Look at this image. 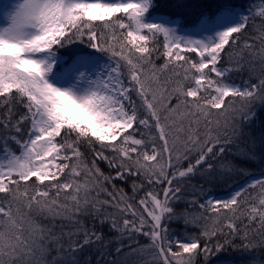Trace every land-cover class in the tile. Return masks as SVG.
I'll return each mask as SVG.
<instances>
[{
    "label": "snow or ice",
    "instance_id": "1",
    "mask_svg": "<svg viewBox=\"0 0 264 264\" xmlns=\"http://www.w3.org/2000/svg\"><path fill=\"white\" fill-rule=\"evenodd\" d=\"M174 6L0 5V264H264V178L227 199L193 183L264 177V0Z\"/></svg>",
    "mask_w": 264,
    "mask_h": 264
},
{
    "label": "trees",
    "instance_id": "2",
    "mask_svg": "<svg viewBox=\"0 0 264 264\" xmlns=\"http://www.w3.org/2000/svg\"><path fill=\"white\" fill-rule=\"evenodd\" d=\"M184 3H196L198 2V0H183ZM206 3H210L211 0H205ZM159 3H161L163 5V7L160 9V11L158 13H154V16H159L161 14L163 15H171L173 17V19H175V15L179 14V15H185L187 14L190 9H185V8H180V7H175L174 5L177 3V0H159ZM234 3H236L238 6L241 4H244L245 7H247L248 4L250 3H259V0H234ZM184 27L187 29L191 30V25L190 24H184ZM99 30V27H98ZM244 40L243 38L241 39V44H243ZM158 44L162 45L163 44V37H159L158 39ZM80 45H84L79 41L74 42L73 45L67 46L66 48H57V54L63 56L65 59H68L70 53L73 52V50L75 49L74 47L80 46ZM151 46V45H150ZM227 48V46H226ZM163 51L162 47H159L158 51L156 53H154V57H159V54ZM229 51H231V49H229ZM236 52H239V47L236 46ZM188 55L192 56L193 58H195V54L194 53H189ZM225 59H227V55H225ZM155 63L162 64L163 63V58L159 57L155 59ZM258 67V66H257ZM232 79L236 82V83H240L242 80L247 79V73L244 74H233ZM254 133L257 136V140L259 137V129L254 128ZM259 150V148H258ZM90 158V157H89ZM102 168L105 169V171L107 172V166L102 164L101 165ZM246 168V173L244 175H231L230 177H220L218 178L216 181H214L211 184L208 183H204L203 181H201L199 178L195 179L193 181V183L196 184H203V187L205 189L206 192L210 191L211 195H224L227 193H230L233 189H235L237 186L243 184L246 180H248L251 177H255V176H261V168L257 165H253V164H249L245 166ZM250 172L251 175H248L247 173ZM264 178V177H263ZM116 184L117 187H127L125 185H122L120 181H115L114 182ZM23 190V189H22ZM129 194L130 193V189H128ZM255 191H258V189H256ZM255 194V193H253ZM141 195H143V193H141ZM41 223L47 225V226H51V222L47 219H43L41 218L40 220ZM226 220H221V225L223 226L224 224H226ZM57 223V231H59V221H56ZM237 226H240V221L237 220L236 221ZM244 223H248L247 221H244ZM255 227V225L253 226ZM171 230H176L177 232L183 231V229L179 228L176 224H172L170 226V231ZM225 233L228 232V229L225 227L224 228ZM175 237H173L174 239ZM139 242L140 244H146L148 243L147 239L145 237H140L139 238ZM213 243H215V241H213ZM237 243H239V240H237ZM175 250V249H174ZM222 256V260L225 263H232L235 261L236 264H239V261L241 259V255L238 252H233L231 249L225 253L221 254ZM148 258V257H146Z\"/></svg>",
    "mask_w": 264,
    "mask_h": 264
},
{
    "label": "rangeland",
    "instance_id": "3",
    "mask_svg": "<svg viewBox=\"0 0 264 264\" xmlns=\"http://www.w3.org/2000/svg\"><path fill=\"white\" fill-rule=\"evenodd\" d=\"M15 0H0V5H3V4H12L14 3ZM102 2H104V0H102ZM132 2H136V0H132ZM156 19L158 20L159 19V16H155ZM6 17H4L3 15H0V26H3L6 24ZM191 33V30L188 29L187 32H182L181 34H190ZM199 38V37H197ZM85 47V45H80V46H77V47H74L75 49L73 50V52L75 51H78L79 49ZM260 178H263L261 176H255V177H251L249 178L248 180H246L243 184L237 186L235 189H233L230 193H227V194H224V195H211V197H214L216 199H227V198H230V196L232 194H234L235 191L239 190L241 187H245L247 184H249L251 181H254L256 179H260ZM175 239V238H174ZM225 264H232V263H225Z\"/></svg>",
    "mask_w": 264,
    "mask_h": 264
}]
</instances>
